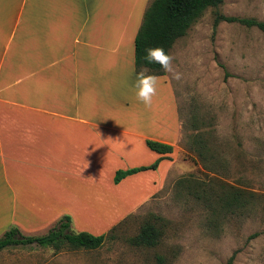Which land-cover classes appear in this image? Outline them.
Returning a JSON list of instances; mask_svg holds the SVG:
<instances>
[{"label": "crops", "instance_id": "1", "mask_svg": "<svg viewBox=\"0 0 264 264\" xmlns=\"http://www.w3.org/2000/svg\"><path fill=\"white\" fill-rule=\"evenodd\" d=\"M148 2L0 0V237L15 224L50 226L71 196L135 212L163 187L169 159L114 183L118 171L161 158L147 140L181 139L179 114L171 141L168 108L150 115L136 98Z\"/></svg>", "mask_w": 264, "mask_h": 264}, {"label": "rangeland", "instance_id": "2", "mask_svg": "<svg viewBox=\"0 0 264 264\" xmlns=\"http://www.w3.org/2000/svg\"><path fill=\"white\" fill-rule=\"evenodd\" d=\"M219 11L264 22V0H224ZM214 19L213 10L208 9L175 43L170 55L181 79L169 73L161 77L160 84L168 90L159 88L148 108L150 115L168 108L171 141L178 136L176 115L182 123L180 142L170 163L166 162L173 166L160 191L135 212L125 206L115 208L112 200L103 208L97 200L100 195H75L73 201L71 196L53 213L60 216L50 226L44 223L26 226L30 229L26 230L15 224L10 228L17 227L25 235H43L67 216L73 230L95 236L117 226L113 240L97 250L10 248L0 253V264H227L235 252L234 264H264V32L225 21L215 27ZM143 105L139 101V107ZM194 135L206 138L213 150L206 157H217L220 162L216 171L205 168L199 148L192 151L189 137ZM189 175L197 182H224L252 191L262 197L263 207L239 218L222 216L213 223L217 228L208 227L204 206L193 196L179 197L178 183ZM153 215L166 221L160 244L132 246L128 240Z\"/></svg>", "mask_w": 264, "mask_h": 264}, {"label": "trees", "instance_id": "3", "mask_svg": "<svg viewBox=\"0 0 264 264\" xmlns=\"http://www.w3.org/2000/svg\"><path fill=\"white\" fill-rule=\"evenodd\" d=\"M224 0H152L147 6L142 24L135 40V64L137 72L147 68L151 74L164 76L166 73L158 64H148L143 57L145 50L152 47H163L170 54L175 43L185 37L191 27L208 10L214 12V25L221 22L238 23L248 28L257 27L264 32V22L254 18L229 17L220 13L219 8ZM195 122V126H196ZM197 127V126H196ZM191 139V142H190ZM189 144L192 151L201 150L199 157L203 159L205 168L216 171L220 166L217 157H206V154L213 153L208 147L206 138L202 135L189 137ZM147 146L152 151L161 155V158L149 167L120 170L115 175V183L119 184L128 176L145 170H156L159 163L165 159L171 160L174 147L159 141L147 140ZM204 149V150H203ZM206 150V153L204 152ZM194 176L179 181V197L193 196L202 204L207 212V226L219 218L233 216L243 217L247 212L256 211L262 206L260 195L241 189L234 185H227L224 182L207 183L197 182ZM189 190V191H188ZM157 221L161 222L160 226ZM166 221L160 216L153 215L142 225L139 233L128 241L135 247L154 248L157 247L165 234ZM112 228L107 234L95 236L88 232H76L72 229L70 217L60 219L47 233L43 235H25L19 228L12 227L0 237V253L6 249L17 247L36 246L50 248L55 252L64 250H97L105 245L107 241L114 239ZM237 253L235 252L227 264H234Z\"/></svg>", "mask_w": 264, "mask_h": 264}, {"label": "clouds", "instance_id": "4", "mask_svg": "<svg viewBox=\"0 0 264 264\" xmlns=\"http://www.w3.org/2000/svg\"><path fill=\"white\" fill-rule=\"evenodd\" d=\"M143 59L148 64H158L164 73H169L176 80L181 79L182 74L173 67L174 57L168 54L163 47H152L145 50ZM160 77L151 74L147 68H142L136 73V98L146 108H151L153 98L157 95L158 82Z\"/></svg>", "mask_w": 264, "mask_h": 264}]
</instances>
